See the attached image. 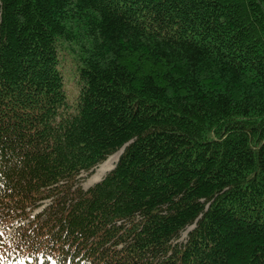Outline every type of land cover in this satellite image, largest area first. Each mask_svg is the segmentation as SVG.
<instances>
[{"label":"trees","instance_id":"1","mask_svg":"<svg viewBox=\"0 0 264 264\" xmlns=\"http://www.w3.org/2000/svg\"><path fill=\"white\" fill-rule=\"evenodd\" d=\"M17 262L264 264V0H0V264Z\"/></svg>","mask_w":264,"mask_h":264},{"label":"rangeland","instance_id":"2","mask_svg":"<svg viewBox=\"0 0 264 264\" xmlns=\"http://www.w3.org/2000/svg\"><path fill=\"white\" fill-rule=\"evenodd\" d=\"M59 59H60L59 67L64 75L65 90L67 94L68 103L71 105V107H73L77 101L80 88H81V82L79 81L80 79H79V73H78L79 60H78L77 44L72 43V42L62 41L61 48L59 51ZM118 153L113 154V156ZM114 158L115 156L107 163L104 161L102 164L98 165L91 173H83L80 176V184L82 185V187L84 189H88L94 186L95 184H97L98 182H100L101 180H103L105 176L117 164L118 159L115 161ZM190 230H191V227H188L186 230H184L181 233L180 237L174 242L175 243L185 242L188 237V232ZM16 264H30V263L17 262ZM82 264H90V263H82Z\"/></svg>","mask_w":264,"mask_h":264},{"label":"bare ground","instance_id":"3","mask_svg":"<svg viewBox=\"0 0 264 264\" xmlns=\"http://www.w3.org/2000/svg\"><path fill=\"white\" fill-rule=\"evenodd\" d=\"M124 148L125 147H123V148H121L118 152H116V153H118V154H116V155H114L115 156V161L117 160V159H119V157H120V155L122 154V152H123V150H124ZM113 155H111L109 158H108V160L107 161H105L106 163L108 162V161H110L113 157H114ZM118 162V161H117ZM105 163V164H106ZM94 179H95V177H94Z\"/></svg>","mask_w":264,"mask_h":264}]
</instances>
